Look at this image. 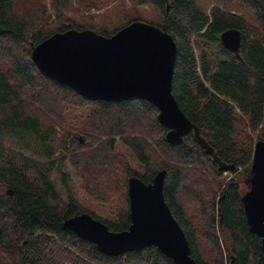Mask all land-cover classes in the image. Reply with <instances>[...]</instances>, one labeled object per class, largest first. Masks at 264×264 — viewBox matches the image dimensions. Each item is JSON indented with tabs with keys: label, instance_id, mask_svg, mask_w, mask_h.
I'll return each instance as SVG.
<instances>
[{
	"label": "trees",
	"instance_id": "16d2710c",
	"mask_svg": "<svg viewBox=\"0 0 264 264\" xmlns=\"http://www.w3.org/2000/svg\"><path fill=\"white\" fill-rule=\"evenodd\" d=\"M235 1L257 24L219 5L206 12L194 0H129L160 11L158 26L177 48L171 92L212 148L206 153L193 131L168 143L148 101L88 100L31 60L32 47L54 32L90 28L109 36L139 18L112 28L84 16L102 6L95 0H52V20L43 5L0 0V264H174L154 246L108 256L61 227L87 212L109 230H126L127 179L149 183L162 169L165 201L197 264H225V256L226 264H264L241 202L254 144L264 140V0ZM229 28L240 32L238 54L220 44ZM213 157L233 168L220 169ZM70 168L94 201L112 203V216L80 203Z\"/></svg>",
	"mask_w": 264,
	"mask_h": 264
},
{
	"label": "water",
	"instance_id": "95a60500",
	"mask_svg": "<svg viewBox=\"0 0 264 264\" xmlns=\"http://www.w3.org/2000/svg\"><path fill=\"white\" fill-rule=\"evenodd\" d=\"M219 40L224 48L238 54L239 30L229 28ZM176 53V43L163 27L132 20L109 36L90 28L54 32L32 47L31 60L40 73L88 100L148 101L157 108L159 123L167 128L168 143L180 144L183 136L193 131L196 141L211 153L212 148L172 95ZM213 160L222 170L233 168L216 157ZM165 172L158 171L149 183L135 175L127 179L130 225L126 230H109L87 212L66 218L62 229L93 243L108 256L154 246L174 264H197L185 233L165 201ZM248 184L241 196L243 212L249 230L260 237L264 253V140L254 144Z\"/></svg>",
	"mask_w": 264,
	"mask_h": 264
},
{
	"label": "rangeland",
	"instance_id": "374dc122",
	"mask_svg": "<svg viewBox=\"0 0 264 264\" xmlns=\"http://www.w3.org/2000/svg\"><path fill=\"white\" fill-rule=\"evenodd\" d=\"M195 4L208 12L209 8L213 5H219L226 10L234 11L243 14L251 23L257 24V18L255 13L242 6L235 0H194ZM23 2H29L31 6L43 5L46 8V13L49 14L50 19L54 18L52 0H23ZM97 4H100V8L93 7L89 11H84V16L94 15L93 22L97 26L111 25L112 28L121 25V23L127 19L139 18L149 23H153L158 26L161 21L160 11L150 4L132 6L129 0H95ZM24 4V3H23ZM88 14V15H86ZM70 19L74 21L82 22L79 15H69ZM110 20V22H109ZM113 22V24H111ZM127 154V153H126ZM132 165L138 168L136 162L132 160V156H129ZM72 192L78 198L81 204H83L89 210H93L96 214L101 216H112L114 206L112 203H99L94 201L82 188L81 177L70 168ZM246 191V190H245ZM244 191V192H245ZM227 257H224L225 264L227 263ZM209 260V259H208Z\"/></svg>",
	"mask_w": 264,
	"mask_h": 264
}]
</instances>
